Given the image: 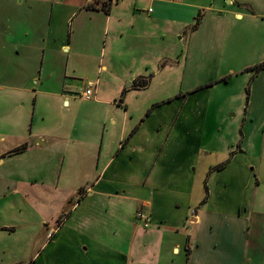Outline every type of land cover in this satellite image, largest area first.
Instances as JSON below:
<instances>
[{
	"label": "crops",
	"instance_id": "crops-1",
	"mask_svg": "<svg viewBox=\"0 0 264 264\" xmlns=\"http://www.w3.org/2000/svg\"><path fill=\"white\" fill-rule=\"evenodd\" d=\"M137 1L116 0L105 13L82 10L71 0H0V92L35 94L40 86L52 98L64 97L60 107L69 109L74 89L61 60L70 53L96 61L118 88L128 84L123 93H101L95 82V98L85 101L93 105L82 111L80 123L62 120L48 139L32 133L24 110L3 111L15 117L6 118L0 135V211L17 196L37 217L22 225L0 220L2 253L18 242L22 256L13 264H264V211L255 210L249 193L260 182L245 153L217 148L221 122L209 83L180 88L138 112L115 101L141 91L135 87L140 78L147 77L145 93L155 76L180 67V59L169 57L170 45L155 48L152 27L163 30V39L170 23L181 26L175 35L190 30L197 36L191 37L194 56L199 51L194 59H202L206 43L195 44L199 36L217 39L229 20L235 26L252 22L260 32L264 15L250 0H223L226 11L185 5L187 0H145L153 8L147 15L135 9ZM114 9L119 17L112 18ZM80 12L82 20L71 30ZM95 32L97 40L106 33L104 47L92 46ZM80 35L85 40L78 41ZM108 35L115 44L105 65ZM216 56L218 64L222 54ZM19 208L8 202L3 210ZM139 210L149 216L147 229L135 220Z\"/></svg>",
	"mask_w": 264,
	"mask_h": 264
},
{
	"label": "rangeland",
	"instance_id": "rangeland-1",
	"mask_svg": "<svg viewBox=\"0 0 264 264\" xmlns=\"http://www.w3.org/2000/svg\"><path fill=\"white\" fill-rule=\"evenodd\" d=\"M71 1L74 2L75 6H78L82 10L85 9L84 5L87 3L86 0ZM90 1L94 2L95 0ZM106 1L108 2V0ZM115 1L116 0H112L111 5L114 4ZM118 1L120 2L121 0ZM240 1L247 2V0ZM137 2L140 3L135 6V9L143 15L148 14V9H153L144 4L145 0H138ZM222 2L223 0H213V2L212 0H187L185 5L197 3L202 6H213L214 4V7L226 11L225 8L229 7L227 1L224 3ZM248 2H253V6L258 12L264 15V3L260 4L253 0ZM83 14L84 13L81 12L78 13L75 19V21H77L71 22V30L74 29L79 19L80 21L82 20ZM86 14H90V12ZM119 15L120 11L116 13V9H114L112 18L119 17ZM167 24V22L164 23V26L166 27ZM161 26L163 25L161 24L159 27ZM169 26L171 34L167 38H161V31L163 30L161 28L157 29L158 26H154L155 28L152 27L153 31L151 32V36L155 48L159 49L162 42L165 45V49L170 45L169 57L173 61L180 59V67L176 68L172 65V67L166 70L162 75L158 77L155 76L152 79L151 87L149 90H146L145 93H143V89L141 88L139 89L141 91H134L126 96L120 94L115 101L119 103L123 99L129 106L131 112H138L139 109L143 111L146 104L151 103L150 101H161L180 88L189 89L195 84H200L201 86L205 83L211 84L206 91L210 93L209 101L218 111L221 122V131L219 130L217 135V148L231 147L247 155L246 157L249 159L246 161H249V169L255 171L256 178L260 182L254 194L252 188L249 191V193L253 195V201L251 203L254 205L255 210L264 211V70L258 73L252 70L255 66L264 62V29L259 32L257 27L254 28L252 22H245L235 26L233 22L229 20L225 28L222 26L224 29L221 34L217 37L214 36L217 39L211 40L213 38L208 36L205 41V37L199 36L195 44L202 45L206 43L204 44L205 48L202 53L204 56L202 59H194V57L199 54V51L196 52L194 56L192 49L194 39H191V37L197 36H191L193 32L190 30H187L186 34L181 32V34L175 35L174 32H179L181 26L171 23ZM98 36V40L96 32L91 36L92 46L97 48H100V46L104 47L106 33ZM72 39L73 34L71 36V40ZM77 39L78 41L85 40L83 35L78 36ZM113 43L115 44L114 39L108 35V45L105 51V65L108 60V48L110 45L112 46ZM218 54H222V56L219 63L215 64L214 60ZM62 55L64 56L62 57L63 60H61L63 76L66 75L67 84L74 89L69 109L60 107L61 102L65 99L64 97L60 100L52 98L53 96L42 92L43 90L40 86H38L35 94H29L28 91L30 90L0 92V135H3V131L5 130L6 118L15 117V115H7V113L2 114L3 111L7 109L14 110L15 108H19L24 110L26 112L24 114L27 117V126L32 127V133L40 131L41 134L48 139L47 136L50 137L48 134L49 129L54 124L62 120L64 123H67L72 118L75 119V123L78 124L80 123L78 120L82 118L80 115L82 111H84L86 107L93 105V103L85 102L79 97L87 83L98 82L101 93H104L107 89L109 91L113 90L112 92L120 90V92L123 93V91L128 88V82L125 83L127 85L123 90L122 88H118L115 79L109 77V72H104L103 75V73L99 71L101 65L93 59L88 58L87 61H81L78 56L72 53H70L68 57H66V54ZM154 55L156 59L157 55ZM187 59L188 62L185 64ZM184 64L187 70L185 72L186 78L183 80L182 67ZM65 67H67V74L64 69ZM195 69L198 70V73L192 72ZM149 75L151 76L152 74ZM146 79L140 78L139 80ZM162 79L165 87L161 86ZM129 84L131 85L132 83L129 82ZM44 85L49 86V89L53 90L52 84H42V86ZM38 89L41 91H38ZM34 99L37 102L35 113L33 111L35 107L33 102ZM113 110L110 109L109 113H113ZM77 114L79 117L76 116ZM112 121H115V119ZM100 122L103 123V119ZM26 162L27 160H24L22 164H26ZM0 171H2V169H0ZM16 197L6 199V205H4L0 211V220H6L12 223L17 222L20 225L29 217L34 221L37 216L31 211L23 209L22 202ZM8 202L11 204L13 202L20 204L19 210L16 209L8 212L3 210L7 208ZM3 245V242L0 240V248L3 247ZM7 247L8 252L6 255L2 253L4 247L0 250V264H13L15 261L21 259L22 255H20V253H22L23 248L18 242L11 244V246L7 245Z\"/></svg>",
	"mask_w": 264,
	"mask_h": 264
},
{
	"label": "trees",
	"instance_id": "trees-1",
	"mask_svg": "<svg viewBox=\"0 0 264 264\" xmlns=\"http://www.w3.org/2000/svg\"><path fill=\"white\" fill-rule=\"evenodd\" d=\"M111 2L112 0H108V2L106 0H95L94 2L89 1L84 5V8L87 10H98L99 9L101 11H104L105 13H108L111 7ZM198 21H199V18L196 20V24ZM194 29H196V27H194ZM252 70H254L256 73L264 70V62L255 66ZM146 85H147V82L145 80H138V82L135 84V87L143 88ZM208 86H211V84H208L207 87ZM198 89H196L195 91H197ZM222 167H224V165L218 166L217 168H215V170L217 169L220 170Z\"/></svg>",
	"mask_w": 264,
	"mask_h": 264
},
{
	"label": "built area",
	"instance_id": "built-area-1",
	"mask_svg": "<svg viewBox=\"0 0 264 264\" xmlns=\"http://www.w3.org/2000/svg\"><path fill=\"white\" fill-rule=\"evenodd\" d=\"M149 13L151 10L148 11ZM96 83H87L85 89L80 93V99L83 101H92L95 98ZM135 220L144 228L147 229L150 226L149 216L144 211H137L135 214Z\"/></svg>",
	"mask_w": 264,
	"mask_h": 264
},
{
	"label": "water",
	"instance_id": "water-1",
	"mask_svg": "<svg viewBox=\"0 0 264 264\" xmlns=\"http://www.w3.org/2000/svg\"><path fill=\"white\" fill-rule=\"evenodd\" d=\"M35 144L42 145V143H41L39 140H36V141L34 142V145H35Z\"/></svg>",
	"mask_w": 264,
	"mask_h": 264
}]
</instances>
